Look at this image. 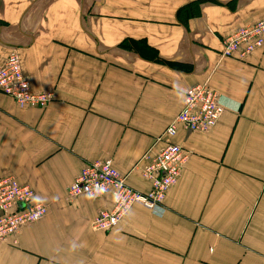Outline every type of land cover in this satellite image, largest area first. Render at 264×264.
I'll list each match as a JSON object with an SVG mask.
<instances>
[{"label":"crops","instance_id":"1","mask_svg":"<svg viewBox=\"0 0 264 264\" xmlns=\"http://www.w3.org/2000/svg\"><path fill=\"white\" fill-rule=\"evenodd\" d=\"M264 15V0H0V67L15 50L44 107L0 93V177L46 205L0 240V264H264V46L222 57V38ZM207 83L227 106L206 133L159 138L183 93ZM187 153L159 208L134 204L109 230L91 221L109 195L68 196L111 159L145 192L166 142Z\"/></svg>","mask_w":264,"mask_h":264},{"label":"built area","instance_id":"2","mask_svg":"<svg viewBox=\"0 0 264 264\" xmlns=\"http://www.w3.org/2000/svg\"><path fill=\"white\" fill-rule=\"evenodd\" d=\"M261 27V29H259ZM264 43V16L245 25L224 40L223 54L249 53ZM0 92L10 96L18 105L43 106L52 97L48 92H33L19 69L17 55L10 51L0 67ZM219 96L206 83L196 84L184 92L183 105L172 122L164 129V136H172L176 125L182 124L192 131L212 128L222 110ZM185 154L179 145L167 142L143 169V175L151 181L148 192L142 193L127 185L125 178L106 159L87 164L66 187L68 196L84 193L95 197L108 194L112 199L109 209L99 210L92 219L94 229L108 230L133 204L153 210L162 202L166 190L179 175ZM47 211L41 202L33 201L32 188L19 183L12 175L0 177V239L17 234L19 229L43 217Z\"/></svg>","mask_w":264,"mask_h":264},{"label":"rangeland","instance_id":"3","mask_svg":"<svg viewBox=\"0 0 264 264\" xmlns=\"http://www.w3.org/2000/svg\"><path fill=\"white\" fill-rule=\"evenodd\" d=\"M263 16H264V15H263ZM263 16H262V17H263ZM262 17H260V18H262ZM260 18H259V19H260ZM257 20H258V19H257ZM257 20H256V21H257ZM254 22H255V21H254ZM254 22H253V23H254ZM250 24H251V23H250ZM246 25H248V24H246ZM244 26H245V25H244ZM244 26L239 27L237 30H235V31L232 32L231 34H229V35H227V36H225V37L222 38V47H221V49H220V54H221L222 57H229V58H233V57H235V58H237L238 60H242V59H244L245 56L248 55L249 53L253 52V51L256 50L257 48H261V47L264 46V43H263L262 46L255 48L253 51H251V52H249V53H244L243 55L240 54V53H241L240 50L235 51L232 55H224V54H223V45H224V40H225V38L228 37V36H230V35H232L233 33H235L236 31H238L240 28H242V27H244ZM259 29H261V27H259ZM11 51H14V52L16 53V55H17V60H18V65H19V69L22 71V69H21V64H20V59H19V56H18L17 52H16L15 50H11ZM7 55H8V54H7ZM6 58H7V56H6ZM5 60H6V59H5ZM4 62H5V61H4ZM3 64H4V63H3ZM3 64H2V65H3ZM22 74H23V72H22ZM23 76H24V74H23ZM24 77H25V76H24ZM25 79H26V78H25ZM26 80H27V79H26ZM27 82H28V80H27ZM200 84H203V83H200ZM206 84H207V83H206ZM28 85H29V82H28ZM207 85H208V84H207ZM193 86H194V85H193ZM208 86H209V85H208ZM29 88H30V85H29ZM30 89H31V88H30ZM211 89H212V88H211ZM31 90H32V89H31ZM213 90H214V89H213ZM32 91H33V90H32ZM214 91L217 93L216 90H214ZM33 92H37V91H33ZM184 92H185V91H184ZM0 93H2V92H0ZM48 93H51V92H48ZM3 94H4V93H3ZM51 94H52V93H51ZM5 95H6V94H5ZM7 96H8V95H7ZM218 96H219V95H218ZM9 97H10V96H9ZM183 97H184V93H183ZM10 98H11V97H10ZM11 99H12V98H11ZM52 99H53V94H52L51 99H50L45 105H43V106H33V105H23V106L44 107V106H46V105H47ZM12 100H13V99H12ZM13 101H14V100H13ZM14 102H15V101H14ZM15 103H16V102H15ZM218 103H219V105L222 106V110H221V112H220V114H219V117H220V115H221V114L223 113V111L227 108V106H225L220 100H219ZM16 104H17V103H16ZM17 105H18V104H17ZM182 105H183V99H182ZM182 105H181V108H182ZM19 106H20V105H19ZM180 110H181V109H180ZM180 110H179V111H180ZM179 111H178V112H179ZM176 115H177V113H176ZM176 115H175V116H176ZM219 117H218V119H217L215 125L217 124V122H218V120H219ZM174 118H175V117H174ZM174 118H173V119H174ZM173 119H172L170 122H172ZM170 122H169V123H170ZM169 123H168V124H169ZM168 124H167V125H168ZM167 125H166V126H167ZM178 125H182V124L178 123V124L176 125V131H177V126H178ZM215 125H214V126H215ZM166 126H165V127H166ZM182 126H183V125H182ZM214 126H213V127H214ZM183 127H184V126H183ZM213 127H212V128H213ZM184 128H185L186 130L190 131V132H200V131H192V130H189V129H187L186 126H185ZM212 128H210V129H212ZM164 129H165V128H164ZM164 129H163V131H164ZM210 129H209V130H210ZM209 130H207V131H203V133H206V132H208ZM163 131H162V133H161V135H160V137H159L160 139H161V137H163V138H165V139H169L170 137H172V136H174V135L176 134V132H175L174 135L168 137V136H164ZM201 133H202V132H201ZM170 142H171V141H170ZM166 143H167V142H166ZM166 143H165V144H166ZM172 143H173V142H172ZM174 144H176V143H174ZM177 145H178V144H177ZM179 146H180V145H179ZM163 147H164V146H163ZM180 147H181V146H180ZM181 149H182V152L185 154V159H184V161L182 162V166H183V163H184L185 160L187 159V153H186V151H185L182 147H181ZM103 160H106V159H103ZM103 160H95V161L89 162V163H87V164L92 165L93 163H95V162H97V161H103ZM108 160L111 161V159H108ZM152 160H153V159H152ZM152 160H151V162H152ZM151 162H150V163H151ZM111 163H112V161H111ZM150 163H148V164H150ZM87 164H86V165H87ZM148 164H146V165H148ZM86 165H85V166H86ZM112 165H113V163H112ZM146 165H145V166H146ZM85 166H84V167H85ZM113 166H114V165H113ZM145 166H144V167H145ZM182 166H181V168H182ZM84 167H83V168H84ZM114 167H115V166H114ZM83 168H82V169H83ZM181 168H180V171H181ZM82 169H81V170H82ZM115 169H116V168H115ZM143 169H144V168H143ZM143 169H142V175H143ZM116 170H117V169H116ZM117 171H118V170H117ZM180 171H179V174H180ZM118 172H119V171H118ZM119 173H120V172H119ZM120 174H121V173H120ZM121 175L125 178V176H124L123 174H121ZM143 176H144V175H143ZM178 176H179V175H178ZM144 177H145V176H144ZM145 178H146V177H145ZM177 178H178V177H177ZM177 178H176L175 182L177 181ZM146 179H148V178H146ZM73 180H74V179H73ZM148 180H149V179H148ZM125 181H126V180H125ZM149 182H150V187H151V181L149 180ZM175 182H174V183H175ZM126 183H127V182H126ZM174 183H173V184H174ZM173 184H172V185H173ZM127 185L130 186L129 184H127ZM172 185H170L169 188H170ZM130 187H131V186H130ZM131 188H132V187H131ZM169 188H168V189H169ZM133 189H134V188H133ZM149 189H150V188H149ZM149 189H148L147 191H145V192H148ZM168 189L166 190V192L168 191ZM134 190H136V189H134ZM32 191H33V189H32ZM136 191H138V190H136ZM139 192H141V191H139ZM145 192H142V193H145ZM166 192H165V195H166ZM82 194L85 195L84 193H82ZM105 195H108V194H105ZM101 196H104V195H101ZM89 197H91V196H89ZM95 197H99V196H95ZM109 197H110V195H109ZM110 199H111V197H110ZM164 199H165V196H164L162 202L158 203L154 209L159 208V209L161 210V204L163 203ZM111 202H112V199H111ZM44 205H45V204H44ZM133 205H134V204H133ZM45 206H46V205H45ZM111 206H112V203H111ZM142 206H143V205H142ZM131 207H132V206H131ZM131 207H130V208H131ZM143 207H145V206H143ZM46 208H47V207H46ZM145 208H147V207H145ZM107 209H109V208H107ZM148 209H149V208H148ZM100 210H103V209H100ZM150 210H151V209H150ZM98 211H99V210H98ZM98 211H97V212H98ZM128 211H129V210H128ZM128 211H127V212H128ZM97 212H96V213H97ZM127 212H126V213H127ZM126 213H125V214H126ZM125 214H124V215H125ZM95 215H96V214H95ZM95 215H94V216H95ZM124 215H123V216H124ZM93 218H94V217H93ZM118 221H119V220H118ZM91 222H92V221H91ZM91 227H92V225H91ZM92 228H93V227H92ZM93 229H94V228H93ZM96 230H99V229H96ZM108 230H109V229H108ZM0 240H1V239H0Z\"/></svg>","mask_w":264,"mask_h":264}]
</instances>
